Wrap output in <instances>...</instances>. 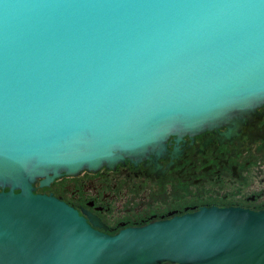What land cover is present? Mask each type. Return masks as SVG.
Masks as SVG:
<instances>
[{"label":"water","instance_id":"1","mask_svg":"<svg viewBox=\"0 0 264 264\" xmlns=\"http://www.w3.org/2000/svg\"><path fill=\"white\" fill-rule=\"evenodd\" d=\"M264 104V0H0V264H264V210L109 235L37 192Z\"/></svg>","mask_w":264,"mask_h":264},{"label":"flooded vegetation","instance_id":"2","mask_svg":"<svg viewBox=\"0 0 264 264\" xmlns=\"http://www.w3.org/2000/svg\"><path fill=\"white\" fill-rule=\"evenodd\" d=\"M39 193L109 235L201 208L264 210V104L238 124L170 135L158 155L64 174Z\"/></svg>","mask_w":264,"mask_h":264},{"label":"trees","instance_id":"3","mask_svg":"<svg viewBox=\"0 0 264 264\" xmlns=\"http://www.w3.org/2000/svg\"><path fill=\"white\" fill-rule=\"evenodd\" d=\"M35 187L37 189V192H43L46 189V187H44V188L39 187L38 184H36Z\"/></svg>","mask_w":264,"mask_h":264}]
</instances>
